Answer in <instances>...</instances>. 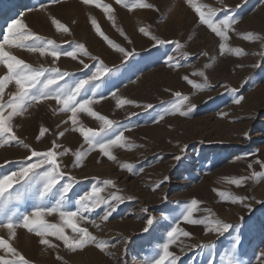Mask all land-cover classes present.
<instances>
[{
	"label": "rangeland",
	"instance_id": "1",
	"mask_svg": "<svg viewBox=\"0 0 264 264\" xmlns=\"http://www.w3.org/2000/svg\"><path fill=\"white\" fill-rule=\"evenodd\" d=\"M101 2L111 4L115 9V26L102 8L85 5L83 0H59L58 3L0 0V43L12 19L23 16L32 32L55 41L61 49L69 50L73 44H83L109 67H119V71L106 78L98 89H93L98 94V103L92 107L122 127L126 125L127 142L135 145L113 150L119 163L110 161L98 149L90 152L76 167H73L72 152L62 158L65 166L62 170L76 181L69 193V210L76 211L75 201L90 192L93 186L104 189L101 198H110L113 193L125 197V202L117 206L108 221L99 220V215L106 210L101 205L87 214V221L80 222L81 227H87L98 238L109 241L110 246L105 252L89 245L73 253L55 237L50 239L59 247H48L24 228H18L16 238L10 242L31 264H119L120 261L123 264H151L162 254V246L168 240L167 232L178 224L192 235L181 236L170 246V251L180 256L177 264H228L229 259H234L237 264H264L261 255L264 253V178H251L253 172H264L260 163L264 162V56L260 55L264 53V39H244L248 33L264 38V0H196L218 9L217 15L221 19L225 15L235 17V30H227L229 38L226 42L206 25L198 23V15L186 0H144L155 8L134 10L117 5L115 0ZM42 5L46 6V11L41 10ZM11 9H16L14 14ZM52 17L70 31H59L52 23ZM93 17L105 35L129 50L135 49L137 55L122 64V57L95 32L91 24ZM140 27L149 29L161 39L179 41L184 47L177 49L171 42L163 47H153L152 41L139 32ZM117 28L123 30L131 44ZM223 43L229 49L241 48L247 54L237 56L228 51L221 55L219 45ZM4 50L34 67H59L74 73L73 77L66 78L69 83L83 78L87 71H81L79 60L71 57L61 56L53 63L50 55L41 56L26 47L5 45ZM169 57L174 58L173 63L179 62L182 66L169 67ZM80 58L90 65L94 63L87 57ZM201 71L209 84L204 90L197 91L182 79L188 76L196 83H203V77L195 75ZM5 75L7 66L0 63V78ZM232 88L238 92H232ZM15 91L14 82L7 85L4 99ZM113 92L121 99H131L140 105L150 103L154 107L147 111L135 104L117 107ZM175 92L189 96L185 110L189 103L195 104L196 108L188 117L168 115L159 123L155 122L169 102L176 100ZM99 94L106 98L99 99ZM237 95L244 97L240 104L233 102ZM57 107L52 100L33 105L23 117L14 120L17 136L38 151L48 150L53 141L63 146L59 150H82L83 137L70 130V122L63 123L70 114L54 112ZM78 119L84 127L96 130L100 127L99 122L87 113H79ZM45 127L48 131L37 140ZM60 132L65 135L59 136ZM27 154V150L18 146L0 148V165H4L0 172L16 170L15 163L4 162L21 161ZM178 155L180 160L175 159ZM124 163L133 165L135 174L122 168ZM250 164L251 168L248 167ZM242 176L250 177L244 185L238 187L230 183L231 179ZM107 180L113 181V185H105L103 182ZM157 184L160 185L158 188ZM219 192H224L228 198L221 197ZM232 195L247 199L234 203ZM129 196L132 199H127ZM193 199L201 202L194 218L202 219L210 210L214 214L212 219L233 225L229 232L219 235L208 232L205 225L187 224L183 217ZM40 203L47 204L48 201L41 202L32 193L22 202L13 201L0 210V222L13 214L19 217L34 211V206ZM149 217H154L155 222L145 232L143 229ZM46 219L50 223L63 224L58 214ZM92 219L97 220L100 228L90 223ZM65 234L74 235L70 228H65ZM0 236L8 238L6 229L0 228ZM0 255L10 258L3 250Z\"/></svg>",
	"mask_w": 264,
	"mask_h": 264
},
{
	"label": "snow or ice",
	"instance_id": "2",
	"mask_svg": "<svg viewBox=\"0 0 264 264\" xmlns=\"http://www.w3.org/2000/svg\"><path fill=\"white\" fill-rule=\"evenodd\" d=\"M52 3H58L59 0H51ZM187 4L198 15V23L206 25L211 32L215 33L218 37L223 38L226 42L228 40V29L235 30L233 25L236 23L234 16H227L223 19L219 18L216 8H212L207 4L197 3L196 0H186ZM85 5H95L97 8H102L108 14L107 19L112 21L115 26V16L113 15L115 9L111 4L102 3L101 0H83ZM117 5H123L129 10L136 8H155L152 4H147L144 0H115ZM42 11H46V6H41ZM158 11V9H156ZM52 23L56 28L63 32L68 33L69 28L60 22V20L52 17ZM91 24L94 26L95 32L103 38L107 44L118 53L122 59L121 63H125L137 55L135 49H127L120 44L111 40L101 30L97 20L91 18ZM121 36L129 44L132 43L128 40L127 36L122 29L117 28ZM139 32L148 37L153 47H163L167 43H174L177 49L184 47L179 41H168L161 39L159 36L153 34L149 29L140 27ZM246 40L264 39L254 33H248L244 36ZM3 42L0 43V63L6 64L7 75L0 78V148L18 146L27 150V155L21 161H8L4 164L15 163L16 170H9L0 172V210L6 209L13 201L22 202L30 193L35 194L39 201H48L47 204L40 203L34 206V211L24 213L19 217L15 214L8 216L5 221L0 222V228L7 231L8 238L0 236V250H3L10 258L5 255H0V264H31V261L10 242L16 238L17 229L24 228L29 233H34L39 238V243L48 247H59L53 244L50 237H55L56 240L62 241L63 245L75 253L77 250H82L86 246H94L101 252H105L110 246L109 241L98 238L87 227H81L80 222L87 221V214L94 212L101 205L105 206L103 214L99 215L101 222H106L116 211L117 206L125 202V197L113 193L110 198H101L100 193L104 191L103 188L93 186L90 192H85L81 195L79 200H76V211L68 209L67 204L71 199L69 193L72 192L73 186L76 183L75 178L68 176L62 170V158L72 152L74 156L73 167L79 166L83 163L85 157L93 150L98 149L103 156H106L110 161H117V157L113 155V150L125 147H134L135 145L127 142L125 131L127 126H121L119 122L110 119L107 115H103L98 111L93 110V105L98 103L97 92L93 89H98L106 78L111 76L114 72L119 71V67H109L105 62L97 56L92 55L83 44H73L69 50H63L56 45V42L50 39H44L41 36L32 32L23 16L18 19H12L11 24L7 26V34L2 36ZM31 42V43H27ZM5 45H10L17 48L26 47L31 52H38L41 56L50 55L53 57V63L61 56L71 57L73 60H79L82 65L81 71L84 72V77L74 79L69 83L66 78H71L75 74L62 71L59 67H45L43 65L34 67L24 60L18 59L9 52L4 50ZM220 54L232 51L237 56L246 55L241 48L229 49L226 43L220 44ZM206 55V53H203ZM187 56V54H184ZM260 55L264 56V53ZM81 56L87 57L92 60L93 64L85 63ZM174 58L169 57V67L175 66L180 68L182 65L179 62L173 63ZM258 65H253L257 67ZM207 67V65H205ZM195 75L203 77V83H196L188 76H183L189 85L197 91L204 90L209 87L208 78L204 72H197ZM63 81L64 83H61ZM15 83L16 91L8 94V99L5 100V88L11 83ZM232 92H238V89L232 88ZM112 96L117 99V107H123L125 104L133 105L136 107H143L145 111L152 109V104L140 105L131 99H121L113 92ZM176 100L169 102V106L164 108L158 119L155 122L159 123L164 120L168 115L179 114L183 117H188L196 108L195 104L189 103L185 110L184 105L189 101V96L181 92H175ZM106 98L103 94H99V99ZM244 97L237 95L234 99L235 104H240ZM55 101L57 108L53 109L54 112L70 114L68 120L63 123H71V131L77 132L83 137V144L79 151L73 152L71 149H62V145L52 142V147L46 151H38L31 145L27 144L15 132L16 125L13 123L17 117H23L29 108L33 105L42 103L44 101ZM79 113H87L89 117L95 118L99 122L100 127L98 130L91 127H84L78 119ZM137 115V113H132ZM155 119V118H154ZM48 129L42 128L37 140L44 136ZM65 132H60L59 136L63 137ZM87 145V148H84ZM176 160H180L181 156H176ZM119 163V161H117ZM262 166H264V162ZM4 165H0L3 168ZM122 168L128 172L135 174V168L129 163L121 165ZM249 168L252 167L250 164ZM249 176H242L240 178H233L230 183L239 186L244 185ZM251 178L259 180L264 178V172H253ZM61 181H65L61 183ZM105 185H113V181L107 180L103 182ZM163 183V181H161ZM160 185L157 184L158 188ZM221 197L227 199L228 197L224 192L218 193ZM132 199V197H127ZM247 197L244 196H231L232 202H243ZM201 202L193 199L191 204L186 208L184 214V221L191 225H205L208 232H216L219 235H224L229 232L233 225L223 222L219 219H212L213 213L209 211V215L204 218H194V213L199 211L198 205ZM147 212V209L144 210ZM53 214H58L63 224L50 223L46 217ZM155 218L149 217L146 220V226L143 229L148 232L154 225ZM90 223L100 228V224L96 219H92ZM161 227H166L162 225ZM65 228H70L74 235L69 236L65 234ZM192 234L183 230L177 224L167 232V243L162 246V254L159 259H155L151 264H177L180 261V256L170 251V246L177 243L180 237H190ZM114 247V245H111ZM204 247H211V245H204ZM112 255V253H107ZM264 256V253H261ZM62 259V257H58ZM119 264H123L122 261ZM228 264H237L234 259H229Z\"/></svg>",
	"mask_w": 264,
	"mask_h": 264
},
{
	"label": "bare ground",
	"instance_id": "3",
	"mask_svg": "<svg viewBox=\"0 0 264 264\" xmlns=\"http://www.w3.org/2000/svg\"><path fill=\"white\" fill-rule=\"evenodd\" d=\"M14 10H16V9H11V12H12V14H14L13 12H14ZM19 13V12H18Z\"/></svg>",
	"mask_w": 264,
	"mask_h": 264
}]
</instances>
